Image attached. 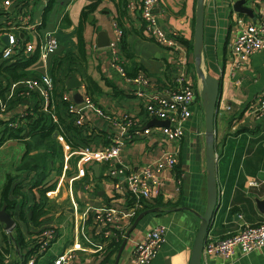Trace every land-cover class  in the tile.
Listing matches in <instances>:
<instances>
[{
	"label": "crops",
	"instance_id": "1",
	"mask_svg": "<svg viewBox=\"0 0 264 264\" xmlns=\"http://www.w3.org/2000/svg\"><path fill=\"white\" fill-rule=\"evenodd\" d=\"M234 1L203 2L200 67L220 81V96L214 124L218 203L206 234V237L215 239L236 232L245 224H256L264 220V213L257 205V200L264 198V112L260 117H256L252 112L255 98L264 90V51L255 52L241 61H234L229 49V44L239 29L238 18L254 20L260 12L264 13V0H246L245 5L253 8L254 18L235 12L232 8ZM92 2H96V6L83 16V10ZM26 3L25 5L23 0H14L7 12L3 13L6 20L5 23L0 22V52L7 45V37H4V34L8 25L15 23L22 15L28 16L29 22L36 25L34 31L23 29L24 39L20 34L22 45L28 41L36 45L46 34H53L58 39V46L55 52L47 57L40 54L38 47L30 53L23 54L22 56L27 59L35 56L27 67L29 74L26 77L8 80L0 76V98L6 105V114L10 115V119L38 102L37 94L18 101L14 96L15 89L34 74L47 71L52 74L57 89L71 91L72 98L77 91L82 96L87 92L84 79L88 75L101 88V93L94 96V102L105 115L120 117L128 114L144 119L141 101L133 96L127 79L110 64V49L108 46H97V34L101 30L107 33L110 42L115 38L114 24L119 26L116 15L119 8L123 10V0H52V2L28 0ZM159 8L157 15L161 24L166 29L176 31L180 38L192 43L196 0H160ZM122 24L126 29L125 46L121 49L120 40L116 49L123 67L135 62L160 88L176 75L183 73L199 91L200 78L194 68L192 49H189L187 44L180 41L182 46L179 48L159 46L144 35L142 23L136 14L127 12L126 9ZM80 25L84 41L83 58H79L78 52L77 30ZM196 105L197 108L186 123L185 133L181 139L166 141L158 132H153L138 139H124L122 143L120 159L134 170L161 157L164 151L174 152L177 163L172 169L163 172L160 193L149 201L151 206L147 208L153 210L143 215L130 232L117 264H132L134 245L143 239L147 230L159 224L166 227L165 240L151 264H189L207 196L203 108L199 96ZM84 114L87 121L93 125L94 133L80 130L78 136L91 141L96 148L107 144L108 138L103 139L100 134L107 137L108 132L113 133L116 130L111 127V121L104 116L96 115L92 110ZM2 119L7 118L4 116ZM121 132L119 129L115 131L119 137ZM55 139L62 146L59 134ZM77 139V144L84 143L82 138ZM9 144L16 147L13 153L15 158L7 159L6 155H10L6 153ZM26 150L22 142L12 139H7L0 145V154L1 151L4 154L0 155V194L3 185L8 181L7 198L13 202L8 210L16 222V226L10 230L7 242H4L5 245L3 246V242L0 243V264H22L26 255V252H22L24 244H18L12 238L16 227L26 242L27 232H30L32 237L42 228L50 226L55 227L57 235L47 250L48 255L45 257V253L39 264H46L74 242L87 245L84 246V251L78 254L79 264H114L127 230L141 211L133 218L123 219L126 226L118 240H114L115 231L96 230L90 226L94 209L108 205L127 207L125 199L118 198L113 193L107 174L108 165L88 164L84 178L74 180L71 184L66 179L69 188L67 186L65 190V176L60 178L58 174L62 170L63 158H57L59 160L53 163L47 177L49 183L55 180L51 189L52 197L50 195L47 198L61 205L64 214V202L67 200L68 217H61L63 212L60 209L56 213L63 219L60 222L53 220V223L51 221L46 223L43 220L37 225L31 222L27 229L21 219L24 210L29 219L31 217L36 193L30 188L36 175L32 170H17ZM35 152L34 149L29 151L30 154ZM84 183L90 184L88 189L84 188ZM72 200L78 204L80 211H89L85 231L92 242L101 244L103 249L91 251L90 248H94L80 236L82 216L80 212L73 211ZM2 204L0 197V207ZM64 227L65 238L62 233ZM115 243L120 245L116 251L110 253ZM108 246L111 248L108 249ZM200 264H264V245L248 253L236 249L229 258L219 255L207 256L202 252Z\"/></svg>",
	"mask_w": 264,
	"mask_h": 264
},
{
	"label": "built area",
	"instance_id": "2",
	"mask_svg": "<svg viewBox=\"0 0 264 264\" xmlns=\"http://www.w3.org/2000/svg\"><path fill=\"white\" fill-rule=\"evenodd\" d=\"M13 1L0 0V12H7ZM159 4L160 0H124V8L127 12L136 14L142 23V31L146 37L164 47L179 48L182 46L180 35L172 29H166L158 18ZM243 19L245 18H238V32L229 44L230 54L234 61H241L255 52L264 51V13L260 12L254 20L247 21ZM35 28L36 25L31 24L29 17L26 15L20 16L15 23H10L5 31L7 45L0 52V59H14V56L30 53L36 47H38L43 57L54 53L58 46V39L53 34H46L36 45L32 41H28L24 45L21 44L20 34L24 39L23 29L34 31ZM114 32L115 38L108 45L110 64L127 79L131 85L133 96L141 101L144 119L128 114L120 117H109L95 104L87 92H84L82 96L85 106L78 108L77 103L72 98L71 91L62 90L61 92V90H58L60 94L54 95L57 85L48 71L28 78L27 81L15 89L14 96L20 101L37 94L38 103L43 110H46L48 106L53 108L55 105H61L64 112L69 116L67 122L72 121L78 131L85 130L87 133H94L93 125L87 121L84 114L89 110H92L96 115L109 119L113 129L122 131L121 137L116 135V130L113 133L108 132L107 144L96 148L91 141L76 144V146L70 145L60 134H67L64 125L59 126V136L63 147V166L61 173H59L60 178L65 176L68 181L66 171L70 168V161L73 157H75V173L69 178V184L74 180H81L85 177L88 164L108 165L107 174L112 184L113 193L118 198L125 199L127 207L120 208L108 205L94 209L90 226L96 230L109 231L111 229L115 231L114 240H118L123 235V229L126 226L123 219L133 218L144 207L145 203H148L160 193L163 172L172 169L177 163V156L174 152L164 151L161 157L153 159L141 168L134 170L120 159L124 139H138L153 132H158L166 141L181 139L185 133L186 123L193 114L191 106L197 104V98L200 95L195 85L183 73L176 75L171 81L165 83L162 88L158 87L155 81L144 72H139L134 77H127L123 66L120 64L118 50L116 49V45L123 34L122 29L116 23L114 24ZM29 109V107H26L16 117L10 119V115L6 114V105L0 98V119L4 116L7 118L6 120L9 119L7 121L9 126L21 125L25 117L31 114ZM252 112L256 117L263 114L264 90L255 98ZM154 118L166 120L168 124L159 127L148 126L147 122ZM53 119L57 121L55 115ZM251 184L254 185L255 183ZM89 186V183H84L85 189H88ZM52 192L53 190H48L46 196H50ZM71 202L73 211L80 212L82 216L79 226L80 236L94 248H90L91 251L96 252L103 249L101 244L97 245L96 242H92L85 231L89 211H80L78 204L73 200ZM165 232L166 227L161 224L147 230L143 239L138 241L132 249V264H151L152 259L157 255L161 244L165 240ZM56 235L55 227L50 226L42 228L30 237L29 240L33 244L27 250L22 264H39V260L47 252ZM263 245L264 220L256 224H245L238 231L229 233L219 239L206 237L202 252L207 256L219 255L229 258L236 249L248 253ZM84 246L87 245L74 242L67 249L48 260L46 264H79L78 254L80 251H84Z\"/></svg>",
	"mask_w": 264,
	"mask_h": 264
},
{
	"label": "trees",
	"instance_id": "3",
	"mask_svg": "<svg viewBox=\"0 0 264 264\" xmlns=\"http://www.w3.org/2000/svg\"><path fill=\"white\" fill-rule=\"evenodd\" d=\"M27 1L28 0H23V3L26 5ZM49 2H52V0H49ZM95 6H96V2H92L89 5H87L83 10V16H85L88 12H90ZM0 14L3 13L0 12ZM124 15H125L124 7L123 10L119 8L116 18L119 26L122 28L123 31V35L120 41L121 49L124 48L125 46L124 37H125L126 29L122 24V17ZM77 38H78L79 58L80 57L83 58L85 52H84V41L82 38L81 25L77 30ZM180 40L182 43L187 44L189 49H191L192 43L187 42L182 38H180ZM22 55L23 54H21L20 56H14V59H10V58L0 59V76L5 77L8 80H17L26 77L29 74V72L27 71V67L34 60L35 56L27 59L25 56ZM123 69L127 77H134L137 73L145 71L142 67L137 66L135 62H132L130 66L128 65L123 67ZM35 75L36 74H34L33 76ZM84 82L87 93H89L93 101H95L94 96L96 94L101 93V88L88 75L85 76ZM62 90L65 89L62 88L61 92ZM59 92L60 91H58V89L55 88L54 95L60 94ZM29 108L31 114L27 115L23 123L16 127L9 126L6 120L0 119V145L3 143V141L7 139H12L22 142L27 149L17 166V170L18 171L32 170L36 175V177L32 181V185L30 188L36 193V196L34 197L35 202L32 206L30 220L34 225H37L41 223L43 219L46 217L47 211L46 209H44L45 207L44 205L46 203V200H48V198L46 197L45 194L48 190H51L54 187V183H49L47 177L50 174V171L52 170L51 168L53 166V163L56 160H59L57 158L59 157L63 158L62 146L55 139L57 134H59V126L62 124L64 125L67 134L64 133H60V134H62L64 139L67 142H69L72 146H76V144L78 143L77 138H82L84 142H88L89 140H86L83 137L78 136V133L80 131H78V128L72 124V121L67 122L69 116L66 114V112H64L61 105H55V108L53 107L54 109L48 106L46 107V110H43L39 105V103L36 102L32 107ZM64 114H65V118H64ZM54 115L56 116L57 121H54L53 119ZM100 135L103 137V139L106 138L102 134ZM32 149L36 150V152L30 154L29 151ZM8 189H9V182L7 181L2 187L0 197H1V201L6 204V207L10 208L13 202L7 198ZM37 196L39 197V199ZM150 206H151L150 203H145L144 207L140 209L139 212L149 208ZM0 226L2 227L1 224ZM3 236H4V241L7 242L10 233L3 230ZM12 238L15 239L18 242V244L19 243L25 244L18 227H16L15 235ZM119 245L120 243H115L114 246L112 247L113 249H110L111 246H108V249L111 250L110 253L112 251H116ZM108 256L109 254L106 256V258Z\"/></svg>",
	"mask_w": 264,
	"mask_h": 264
},
{
	"label": "water",
	"instance_id": "4",
	"mask_svg": "<svg viewBox=\"0 0 264 264\" xmlns=\"http://www.w3.org/2000/svg\"><path fill=\"white\" fill-rule=\"evenodd\" d=\"M203 2L204 0H196L195 8V23H194V32L192 40V57L194 60V68L197 75L200 78V88L199 95L202 100L203 108V121H204V155H205V167L207 171L206 175V204L203 215L201 216V222L197 229L194 242L191 249L190 261L189 264H200L202 258L203 245L206 238V234L211 223L213 214L215 212L217 203H218V190L217 182L215 175V161H216V152H215V142H214V124H215V112L217 110V104L220 96V81L212 76L209 73L204 72L200 67L201 60V46L203 43ZM246 0H235L233 2L232 8L235 12L243 13L249 17L254 18L253 8L245 5ZM4 37H7L4 34ZM109 37L107 33L103 30L99 31L97 34V46L106 47L109 45ZM73 99L77 103L78 108H83L85 106L81 93L78 91L73 94ZM148 126L154 124L157 125H167L166 120L151 119L147 122ZM97 165V164H96ZM257 205L259 209L264 213V198L257 200ZM153 209H145L141 211L137 217L134 219L132 225L126 232L125 238L123 239L115 263L117 264L120 252L123 249L125 242L130 234V232L136 227L141 217L148 212H151ZM0 224L2 225L3 230L10 233L16 226L15 219L9 212L6 204L3 203L0 207Z\"/></svg>",
	"mask_w": 264,
	"mask_h": 264
},
{
	"label": "rangeland",
	"instance_id": "5",
	"mask_svg": "<svg viewBox=\"0 0 264 264\" xmlns=\"http://www.w3.org/2000/svg\"><path fill=\"white\" fill-rule=\"evenodd\" d=\"M5 20H6V15L5 14H0V22H3V23H5ZM152 41V40H151ZM153 42V41H152ZM128 43V42H127ZM155 43V42H154ZM156 46H157V44H155ZM160 46V45H159ZM117 79H119V77L117 76L116 77ZM91 96V95H90ZM132 99L134 98V97H131ZM201 99V98H200ZM201 103H202V100H201ZM55 108V107H54ZM53 108V109H54ZM197 108V105L196 104H194V105H192L191 106V109H192V112H194V110ZM193 115V114H192ZM192 118V117H191ZM190 118V119H191ZM203 123H204V121H203ZM7 151H6V153L7 154H10V155H6V156H8L7 157V159H9V157H13V153H14V151H16V147H14L13 146V144H9V146L7 147ZM1 156L2 155H4L3 154V152L1 151V154H0ZM13 158H15V157H13ZM6 162L7 163H9V161L8 160H6ZM74 163H75V157H73L72 159H71V161H70V168L66 171V174H67V176H68V181H69V178L71 177V176H73L74 175V173H75V171H74ZM11 168L13 169L12 171H11V173H13L14 172V168H13V165L11 166ZM55 181V180H54ZM54 181L52 182V183H54ZM65 190H66V188H67V183H66V177H65ZM69 188V187H68ZM46 195V194H45ZM47 197V196H46ZM51 197H52V195H51ZM51 199V198H50ZM53 201V200H52ZM52 201H50L49 199L48 200H46V203H45V207L47 208L46 209V211H47V213H46V217L43 219L46 223H48L49 221H51L52 223H53V220L54 221H58V222H60V220H63L62 218H60L59 216H57L56 215V213H58V211H60V209H61V211L63 212L62 214H61V217H65V218H67L68 217V212H67V210H66V206L69 204L68 203V201L67 200H65V214H64V208H62L61 207V205H59V204H56L54 201L52 202ZM149 203V202H148ZM22 216H23V218L21 219V221L23 222V223H25V227L27 228V229H29V227H27V225H31V221H30V219H29V217H28V215H27V213H26V211L24 210V215L22 214ZM62 233H63V237L65 238V227L62 229ZM8 235V234H7ZM27 236L26 237H28L25 241V244H24V247H23V250H22V252L24 253V252H26L27 250H29V248L32 246V241H30L29 239H30V235H31V233L30 232H27V234H26ZM4 236H3V230H2V227L0 226V243L1 242H5L4 240ZM25 239V238H24ZM5 245V243L3 244V246ZM48 255V253L46 252V254H45V257Z\"/></svg>",
	"mask_w": 264,
	"mask_h": 264
},
{
	"label": "clouds",
	"instance_id": "6",
	"mask_svg": "<svg viewBox=\"0 0 264 264\" xmlns=\"http://www.w3.org/2000/svg\"><path fill=\"white\" fill-rule=\"evenodd\" d=\"M7 232V231H6Z\"/></svg>",
	"mask_w": 264,
	"mask_h": 264
}]
</instances>
